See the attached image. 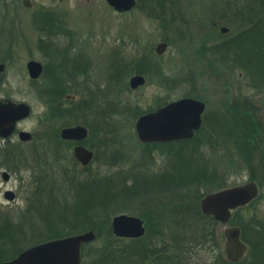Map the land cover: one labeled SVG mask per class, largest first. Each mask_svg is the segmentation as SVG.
Here are the masks:
<instances>
[{"label": "rangeland", "instance_id": "374dc122", "mask_svg": "<svg viewBox=\"0 0 264 264\" xmlns=\"http://www.w3.org/2000/svg\"><path fill=\"white\" fill-rule=\"evenodd\" d=\"M28 1L31 7H24L21 0H0V63L5 66L0 101L30 107V114L17 124L18 130L32 135L30 143L23 144L16 134L0 137V221L18 229L14 232L22 243L18 246L29 247L48 233L39 219L47 197L56 194L55 207L72 204L76 182L88 183L94 176L116 183L125 175L152 182L178 174L188 178L203 165L222 187L255 182L258 196L238 217L241 221L253 216L264 223V0H147L145 5L140 0L123 13L105 0ZM154 6L161 9L153 10ZM47 9L55 10L71 35L52 33L49 21L40 19L47 18L43 12ZM212 22L217 27L212 28ZM221 27L228 32L221 34ZM48 40L51 50L46 48ZM160 42L167 48L158 55L154 48ZM52 49L57 50L54 56ZM30 60L43 66L36 80L26 71ZM51 64H62L60 75L68 95L64 106L71 107L62 113L41 95ZM137 67L144 70L145 84L131 90L128 80ZM184 97L206 105L195 139L178 144H144L137 139L136 118L132 119L137 110L144 114ZM90 98L95 101L89 104ZM109 102L122 110L127 104L129 111L103 120L99 112ZM247 102L254 107L251 117ZM77 124L87 127L89 136L93 130L88 144L95 157L86 167L74 160L69 142L54 140L56 130ZM2 171L9 174L7 181L2 180ZM206 188H201L202 194ZM169 189L172 203L174 196L184 200V189ZM6 191L13 192V201L4 198ZM194 192L195 186L186 188V194ZM141 195L118 213L143 217ZM150 197L151 203L161 198L153 192ZM170 209L171 218L144 219L150 232H162L163 244L181 264L189 252L197 253L198 259L192 258L195 264H213L207 239L210 222L185 206L170 204ZM68 219L72 218L63 220L65 226ZM58 222V231L69 235L70 229H61ZM155 224L162 227L153 229ZM81 227L75 232L87 231ZM214 229L219 234L223 230L220 225ZM4 250L11 254L14 248L7 245ZM81 264H86L83 257Z\"/></svg>", "mask_w": 264, "mask_h": 264}, {"label": "trees", "instance_id": "16d2710c", "mask_svg": "<svg viewBox=\"0 0 264 264\" xmlns=\"http://www.w3.org/2000/svg\"><path fill=\"white\" fill-rule=\"evenodd\" d=\"M47 43L48 44L46 45V48L49 50L52 45L49 40ZM56 52L57 50L52 49L53 56L56 54ZM58 53L60 54V52ZM62 53L65 54V52ZM61 68L62 64H51V77L48 78L49 86L47 85V89H45L43 92L40 91L41 95L45 97L51 108L53 110L59 111L60 113L71 108H69V106H64L66 102L65 96L67 95V89L65 87L64 81L61 79ZM135 71L137 74H145L143 73L144 70L141 67H137ZM118 77L120 76L118 75L117 79H119ZM94 101L95 99L90 98L88 102L90 104ZM124 105L125 106L123 107V110L126 109V111H129L128 105ZM123 110L121 108L119 109L115 103L109 102L107 103L106 107H104V112H99L101 115L100 118L104 120L106 117H111L112 115L126 114V112ZM140 111L137 110L132 119L141 115L142 112ZM92 136L93 130L91 129L90 136L83 143L84 145L87 144L89 149L95 150L88 144ZM54 140L56 143H65L59 138V130H56L54 134ZM188 141L174 143L178 144ZM0 154H2L1 151ZM65 159L67 160V157ZM204 166L205 165L197 167L196 171L193 173L191 172V177L188 178H183L178 174L177 178H171L170 176L168 179L162 178L158 179L156 182H152L151 180L139 181L134 178V175H125L119 177L121 179L118 183H116L115 179H100L95 178L94 176L88 183L76 182L74 186V201L72 204H68V206L63 204V206L60 205L55 207L53 196L56 194L47 197L48 205L44 206L46 207L44 209L45 213L39 215V219L40 223L45 227V229H47L46 232L48 233L41 235L40 237L42 238L33 244L66 236L68 233L61 234V232L58 231L57 227L59 225L56 223L59 219V222L61 220L62 223L61 229H70L69 234L78 232L75 229L81 227L79 223L85 224V227H81V229L93 230L97 233V238L95 241L91 244L83 246L82 248V257L83 260L86 261V264H181V260L178 255H174V253H172L170 250L168 252L166 251V243L163 244L162 232L160 230H158V232H150L148 228L149 223H146V233L143 238L136 240H125L116 238L112 235L110 229V219L114 214L129 209V204L127 202L139 198L140 194H142V205H140V207L143 209L139 211H142L144 219L147 218L149 215H151L154 205L159 204L157 201L155 202L156 204L154 202H149L148 198L151 196L152 191L154 189H169L171 187L184 190L193 186L197 188V192H194L193 194L182 195L181 198H184L183 201L178 200L175 201V203L169 202L166 204L176 205L178 209L185 206L188 207L189 211L194 212V209L196 208H193L192 206L196 207V205H198L199 199L203 195L200 191L201 188L203 189L207 186H210V188L215 187L217 189L222 188V185L217 182V178H215L214 173L206 174ZM139 185H141L143 189L138 190ZM205 191L209 192L210 190L206 188ZM121 194H124L125 197H122ZM122 199L126 201L124 204H122ZM248 208L249 207L245 209ZM241 211L242 210H237L233 214L230 223L240 227L242 235L241 237L248 244L250 250L248 256L243 261L236 264H264V223L260 222L253 216L249 217L247 220L239 221L238 215ZM197 214H199V212H197ZM139 215L141 216V214ZM68 216H70L72 219H68L67 223L73 224L66 223L65 226L63 220H65V218ZM10 225L11 224L7 223L6 221H0V263L2 261L10 260L24 249L21 248L22 246H18L22 243L15 237L14 232L18 229H15L14 231ZM152 228L156 229L155 227ZM210 240L213 241L212 235ZM7 245H10L14 248L11 254H7V252L4 250L5 246ZM154 245H156V248H154ZM213 246V248L216 250L214 257L215 261L218 262L217 264H229L227 261L223 260L222 254L219 250H217V244L215 242ZM191 253L192 252H189V258L185 262H182V264H190Z\"/></svg>", "mask_w": 264, "mask_h": 264}, {"label": "water", "instance_id": "95a60500", "mask_svg": "<svg viewBox=\"0 0 264 264\" xmlns=\"http://www.w3.org/2000/svg\"><path fill=\"white\" fill-rule=\"evenodd\" d=\"M107 4L117 12H127L134 5L135 0H105ZM25 7H30L28 0H21ZM225 34L228 29L220 28ZM167 44H156L154 51L162 54ZM4 65L0 63V73ZM26 71L31 80L38 79L42 74V64L30 60L26 63ZM145 84L142 75H133L129 78L128 85L134 90ZM205 105L203 102L185 97L172 101L154 112H148L135 122V131L139 141L171 142L186 140L201 126V115ZM30 114V107L25 103H13L0 101V137L5 139L14 131L16 123L25 119ZM88 137V130L83 125L64 127L60 130V138L66 141H83ZM18 138L22 142L31 140V134L20 131ZM74 158L82 165L87 166L93 159V152L83 145H77L73 149ZM3 181L9 179V174L2 171ZM258 196V187L253 181L241 185L224 187L206 194L200 201V210L204 215L212 216L220 222L223 228V250L230 262L240 261L247 253L248 247L240 238V229L237 226L226 227L232 213L238 208L249 205ZM7 201L14 199L11 191L4 193ZM111 232L117 238L136 239L145 233L143 222L136 216L125 213L112 217L110 222ZM96 234L92 231L60 237L38 243L21 251L16 257L3 261L0 264H80L81 248L84 244L92 242Z\"/></svg>", "mask_w": 264, "mask_h": 264}, {"label": "flooded vegetation", "instance_id": "af4514ba", "mask_svg": "<svg viewBox=\"0 0 264 264\" xmlns=\"http://www.w3.org/2000/svg\"><path fill=\"white\" fill-rule=\"evenodd\" d=\"M59 1H61V0H59ZM139 1L140 0H135V5H134V7L132 8V9H130V10H133L136 6H137V4L139 3ZM146 1L147 0H144V5H145V3H146ZM165 1L163 0V3H164ZM151 3V2H150ZM159 5V4H158ZM148 6H149V4H148ZM163 6H165V4H163ZM30 7H31V4H30ZM155 9H161V7H158V8H156L155 6L153 7V10H155ZM129 10V11H130ZM43 12H45V13H47L48 14V16H47V18H40V19H43V20H45V21H49L48 22V25H50L51 26V31H52V33H60V32H62V33H64V34H66V35H71L72 34V32H70V31H68L64 26V24H63V22H61L60 21V18L61 17H57L56 16V12H55V10H51V9H47V10H43ZM54 21L55 22H57L56 23V25H54ZM61 22V24H59L58 22ZM211 27L212 28H215V27H217V25H216V23L215 22H212V24H211ZM219 30H220V28H219ZM136 90V89H135ZM169 103V102H168ZM247 103H249V102H247ZM167 104V103H166ZM166 104H164V105H166ZM163 105V106H164ZM206 106V105H205ZM157 109V108H156ZM205 109H206V107H205ZM245 109H248L249 110V116L251 117L252 116V113H251V110H254V107L249 103V104H247V106H245ZM205 111V110H204ZM261 111V110H260ZM203 114H204V112H203ZM255 122V124H257V122L256 121H254ZM202 125V124H201ZM19 131H21V130H18V128H17V126H16V128H15V130L13 131V133L11 134V136L12 135H14V134H18V132ZM257 133V132H256ZM10 136V137H11ZM177 142H181V141H177ZM23 144H29L30 142H22ZM70 144H71V147H72V150L74 149V147L75 146H77V145H83V143L82 142H80V143H77L76 141H70L69 142ZM169 143H173V142H166V143H161V142H151V143H145V144H169ZM84 146V145H83ZM167 176V175H166ZM165 176V177H166ZM154 194H157V195H159L161 198L159 199V200H156L159 204H158V206L159 207H156V208H154L153 210H152V212H151V215L154 217H156V218H158L159 220H161L162 219V217H169V218H171V214L172 213H170V211H172L171 209H170V205H166L167 203H169V202H171L170 201V193H171V190H169V189H154L153 191H152ZM184 194H186V190H184ZM172 200H175V201H178V197L176 196H174V199H173V197H172ZM200 201V200H199ZM161 203V204H160ZM193 208H196V209H194V212H192V211H189V212H191V213H194V215H196L197 214V212H199V214L201 215V216H199L198 214V216L200 217V218H202V219H207L208 220V222H210V229L211 230H209L208 231V233H207V239H208V241L211 243V250L213 251V257L215 256V252H216V250L213 248L214 246H213V244H214V242L217 244V250H219V251H221V244H222V242H223V236H222V233H223V230H222V232L219 234V233H217L216 231H215V227H217L218 228V226L220 225L221 227H222V225H221V223L220 222H218V221H216L212 216H207V215H204V214H202L201 213V211H200V206L199 205H196V207H194V206H192ZM161 209H163V210H161ZM170 210V211H169ZM178 210V209H177ZM187 210H185V212H186ZM166 213H168V215L166 214ZM137 216V215H136ZM137 217H139L141 220H142V222H143V225H144V227H146V223L147 222H145V220H144V217H142V216H140V215H138ZM178 224H182V222H180V223H178ZM228 224V223H227ZM156 225V226H155ZM155 225H153L152 227H155V228H157L158 226H159V228L160 227H162V225H157V224H155ZM228 226V225H227ZM211 235H212V240L213 241H211L210 240V238H211ZM199 247V246H198ZM222 248H223V244H222ZM165 249H166V251L168 252L169 251V248H168V246H167V244L165 245ZM199 250H203V248L202 249H199ZM223 250V249H222ZM194 251V250H193ZM198 251V250H197ZM193 256H196V258L198 259V255H197V253H191L190 254V264H195L194 262H193V260H192V258H193ZM214 261H215V257H214ZM218 262L217 261H215V262H213V264H217ZM228 263L229 264H236V263H230L229 261H228ZM201 264H207L206 262H202Z\"/></svg>", "mask_w": 264, "mask_h": 264}]
</instances>
